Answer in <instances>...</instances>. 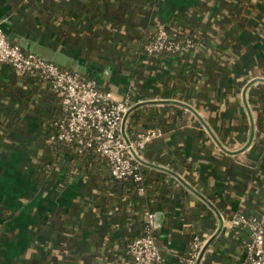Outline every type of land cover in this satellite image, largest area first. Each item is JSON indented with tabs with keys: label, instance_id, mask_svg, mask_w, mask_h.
Masks as SVG:
<instances>
[{
	"label": "crops",
	"instance_id": "1",
	"mask_svg": "<svg viewBox=\"0 0 264 264\" xmlns=\"http://www.w3.org/2000/svg\"><path fill=\"white\" fill-rule=\"evenodd\" d=\"M96 1L51 0V3L76 4L71 17H58V22L71 23L85 19L84 6ZM144 1V12L136 13L134 18L142 24L141 30L146 29L145 23L151 26V23L166 22L175 12L199 1L209 8L200 19L212 26V32H216L215 25L224 15L223 0ZM252 1L254 7L248 22L227 52L218 50L220 36L217 34V40L211 45L203 44L190 53V59L197 61L199 69L189 98L183 102L194 111L179 103L178 97H147L149 92H163L167 83L176 81V65L181 54L140 55L135 70L125 71L109 65L101 53L66 45L50 28L45 9L41 11L36 3L0 0V22L11 41L39 43L66 53L85 65V74L94 77L102 88L111 90L116 98L131 97L135 103L133 108L151 104L159 111L158 104L165 106L171 125L161 138L163 153L176 159L178 152H182L193 178L189 180L186 165L177 160L179 168L173 171L179 184L167 196L171 204L168 202L165 209L159 208L155 213H162L161 225L157 228L163 264H185L195 235L204 241L197 264H242L248 229L235 228L230 218L236 212L259 215L264 209V132L257 130V114L249 105L255 122L252 131L245 104V85H242L244 81L264 77V0ZM211 53L218 54L228 72L216 83L207 82L209 74L202 63V58ZM13 73L12 67L6 64L0 79L9 81ZM19 103L12 99L9 106L16 109ZM2 111L0 119L6 108ZM21 116L28 122L33 141L14 144L9 153H0V264H134L123 255L118 236L141 233L138 218L142 219L143 215L133 213L128 221H121L115 208L106 211L94 203L87 214L74 213L76 225L63 226L62 216L82 194L83 178H71L64 187L62 166L60 178L53 186L37 187L34 181L37 170L33 165L43 154L45 137L39 128V116L25 111ZM243 122L249 123V130L234 131L228 138L226 132ZM148 127L151 126L143 125V129ZM159 165L169 168L164 163ZM164 172L172 176L170 171ZM93 219H96L95 226L87 228Z\"/></svg>",
	"mask_w": 264,
	"mask_h": 264
},
{
	"label": "trees",
	"instance_id": "2",
	"mask_svg": "<svg viewBox=\"0 0 264 264\" xmlns=\"http://www.w3.org/2000/svg\"><path fill=\"white\" fill-rule=\"evenodd\" d=\"M24 2L34 3V5L36 3V7L40 6L41 11L45 9L50 28L65 41L66 45L71 48H89V53L91 51L97 54L101 53L107 57L109 65L115 68L122 67L125 71H134L139 65L140 55L148 54L146 45L157 34L161 24L155 22L149 26L145 23L143 26L146 29H140L142 24L135 21L134 18L136 13H141L144 10V0H97L84 6L85 19L79 18L71 23L58 22V17L60 15L71 17L76 10V4L71 6L67 3L64 6L60 3H51V0H24ZM222 6L224 15L215 25L216 32H212V26L200 19V15L209 10L202 1L192 7L175 12L169 20L163 23L174 40L191 39L195 43L211 45L212 41L217 40V34H219L217 48L224 53L233 46L245 28L253 11L254 2L252 0H223ZM110 15L112 19L109 18ZM124 27L126 28L125 32H123ZM200 48L201 46L197 44L189 51L178 53L181 54V59L176 65V81L167 83L163 92L156 94L149 92L147 97L150 99L157 98L156 96L159 98L178 97L179 103H184L183 101L189 98L191 84L199 69L197 61L190 59V53ZM172 53L163 52L160 54ZM202 63L209 74L207 81L209 83H216L219 78L228 74L226 66L217 53H211L202 58ZM1 71L2 69L0 73ZM248 83L244 81L242 85L246 86ZM248 89L246 100L257 114V130L264 132V81H257ZM12 99L20 101V105L16 109L9 106ZM158 105L161 106L159 111L154 108L156 105L151 104L136 105L131 110L127 122L130 139L137 138L140 131L143 130L144 124L161 128L166 133L171 125V118L166 115L165 106ZM5 108L6 111L0 119L2 127L0 153H9L14 144H24L28 140L33 141V135L28 132V122L21 116L24 111L40 118L39 128L42 130L45 141L43 154L33 165L37 170V174L34 176L37 187L50 188L53 186L60 178L62 166L65 169L62 178L64 187L69 185L71 178H83L82 194L72 201L66 214L62 216L63 226L76 225L74 213L87 214L94 203L106 211L115 208L117 217L121 221H128L127 219L133 213H138L141 216L145 211L156 213L159 208L165 209L170 202L167 200V196L179 184V179L175 174L179 168L177 160H180L178 163L186 165L189 180L193 178L192 169L191 172L188 171L190 166L186 163L184 154L179 151L177 158L172 159L170 154L163 153L161 138L155 143L153 140L145 149L138 152L140 160H136L135 163L138 164L143 175L141 181H136L133 178L118 179L114 177L108 160L94 147L79 152L72 146L59 142L57 138L59 125L66 117L62 95L55 92L50 82L39 73L27 72L18 75L14 71L9 81L0 79V112ZM249 128V123L243 122L239 127L232 126L226 135L229 138L234 131L247 132ZM238 139L242 141V137L239 136ZM157 150L158 155H154ZM66 162L68 165H65ZM162 163L168 165L170 169L159 167V164ZM164 170L170 171L172 176L168 177L169 174ZM183 193L185 194V191ZM95 222L96 219L91 220L87 228L94 227ZM138 224L141 233L118 236L121 239L120 246L123 249V255L128 259L131 258L133 262L134 259L129 252L130 245L136 236L145 232L143 218H138ZM158 232L157 228L155 233L157 237Z\"/></svg>",
	"mask_w": 264,
	"mask_h": 264
},
{
	"label": "built area",
	"instance_id": "3",
	"mask_svg": "<svg viewBox=\"0 0 264 264\" xmlns=\"http://www.w3.org/2000/svg\"><path fill=\"white\" fill-rule=\"evenodd\" d=\"M197 44L202 47L201 43L191 39H172L167 26L161 23L157 34L146 45V52L149 55L184 53ZM6 64L18 75L39 73L50 82L55 92L62 95L66 117L59 125V142L79 152L94 147L108 160L113 176L118 179H143L134 152L138 154L153 140L163 138L165 133L161 128L148 127L141 130L137 138L128 137L127 122L135 105L131 97L116 98L111 90L99 86L94 77L72 72L25 50L9 39L0 22V70ZM143 220L145 232L136 236L129 248L134 264H163L161 245L155 234L156 214L145 211ZM230 220L235 228L248 229L242 264H264V209L259 215L236 212ZM203 245V239L195 235L185 264H197Z\"/></svg>",
	"mask_w": 264,
	"mask_h": 264
},
{
	"label": "water",
	"instance_id": "4",
	"mask_svg": "<svg viewBox=\"0 0 264 264\" xmlns=\"http://www.w3.org/2000/svg\"><path fill=\"white\" fill-rule=\"evenodd\" d=\"M20 45L24 49H28V50H30V51L42 56L45 60L54 62V63L66 68V69L73 70V71L78 72L80 74H85L86 66L82 65V64H79L78 62H76L72 57H70L66 53L54 50V49H52V48H50L48 46H44V45L39 44V43H31V42H28V41H22V42H20ZM257 81H264V78L253 79L244 88L245 104H246V107H247L248 112L250 114L251 124H252V131H254V122H253V119H252L251 110H250L249 105H248L247 100H246V92H247L248 87L251 86L252 84H254ZM181 104L190 107L189 105H186L184 103H181ZM190 109L194 110V108H192V107H190ZM252 138H253V134H252V137H251V141H252ZM134 155L137 158V160H140L139 156H138V154L136 152H134ZM141 162H143V161H141ZM161 217H162V213H157L156 214V225H157V227H159L161 225V223H160Z\"/></svg>",
	"mask_w": 264,
	"mask_h": 264
}]
</instances>
